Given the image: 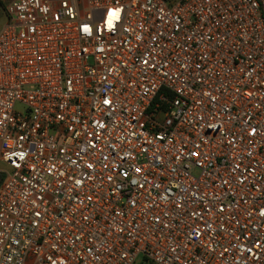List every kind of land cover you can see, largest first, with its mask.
Instances as JSON below:
<instances>
[{
    "label": "built area",
    "instance_id": "2783aa9c",
    "mask_svg": "<svg viewBox=\"0 0 264 264\" xmlns=\"http://www.w3.org/2000/svg\"><path fill=\"white\" fill-rule=\"evenodd\" d=\"M0 264H264V0H11Z\"/></svg>",
    "mask_w": 264,
    "mask_h": 264
},
{
    "label": "rangeland",
    "instance_id": "374dc122",
    "mask_svg": "<svg viewBox=\"0 0 264 264\" xmlns=\"http://www.w3.org/2000/svg\"><path fill=\"white\" fill-rule=\"evenodd\" d=\"M11 0H0V29L5 22V16L3 13V7H5ZM5 169V165L0 162V171Z\"/></svg>",
    "mask_w": 264,
    "mask_h": 264
},
{
    "label": "crops",
    "instance_id": "0c3cea01",
    "mask_svg": "<svg viewBox=\"0 0 264 264\" xmlns=\"http://www.w3.org/2000/svg\"><path fill=\"white\" fill-rule=\"evenodd\" d=\"M4 9H5V7H3V13H4V16H5V11H4ZM5 22H6V16H5ZM5 22H4V24H5ZM3 24V25H4ZM3 27V26H2ZM1 162V161H0ZM2 163V162H1ZM1 177V176H0Z\"/></svg>",
    "mask_w": 264,
    "mask_h": 264
},
{
    "label": "trees",
    "instance_id": "16d2710c",
    "mask_svg": "<svg viewBox=\"0 0 264 264\" xmlns=\"http://www.w3.org/2000/svg\"><path fill=\"white\" fill-rule=\"evenodd\" d=\"M1 180H2V179H1V177H0V182H1Z\"/></svg>",
    "mask_w": 264,
    "mask_h": 264
}]
</instances>
